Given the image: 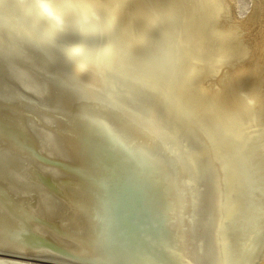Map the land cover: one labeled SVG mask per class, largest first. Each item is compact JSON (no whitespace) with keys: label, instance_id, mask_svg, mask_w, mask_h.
<instances>
[{"label":"bare ground","instance_id":"bare-ground-1","mask_svg":"<svg viewBox=\"0 0 264 264\" xmlns=\"http://www.w3.org/2000/svg\"><path fill=\"white\" fill-rule=\"evenodd\" d=\"M0 252L264 264V0H0Z\"/></svg>","mask_w":264,"mask_h":264},{"label":"water","instance_id":"water-1","mask_svg":"<svg viewBox=\"0 0 264 264\" xmlns=\"http://www.w3.org/2000/svg\"><path fill=\"white\" fill-rule=\"evenodd\" d=\"M0 255L22 258V259H28V260H32V261L34 260V261H39V262L47 263V264H67V263H62V262H57V261L46 260V259H43L40 257L37 258V257L19 256V255H15V254H11V253H6V252H0Z\"/></svg>","mask_w":264,"mask_h":264}]
</instances>
